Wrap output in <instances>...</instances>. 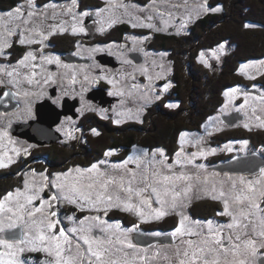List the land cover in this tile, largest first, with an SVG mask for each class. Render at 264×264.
<instances>
[{"label": "flooded vegetation", "instance_id": "af4514ba", "mask_svg": "<svg viewBox=\"0 0 264 264\" xmlns=\"http://www.w3.org/2000/svg\"><path fill=\"white\" fill-rule=\"evenodd\" d=\"M85 7L90 8V11L95 8V6L93 7L91 5ZM89 16L92 17L89 18ZM89 16L85 20H89L90 22H92L91 20H94V22L97 21L93 13ZM157 23L158 27H162L159 21ZM27 36L28 39H40V37L32 38L31 35ZM160 36L168 37L176 35L170 32L163 33L160 30L145 32V29L138 26L133 27L129 22L124 21H117L102 34L95 30L91 32L90 29L79 33L77 36L57 32L56 34L47 36L43 44L36 42L21 45L19 43L20 34L13 35L11 46L4 49L10 58L9 60H0V64L12 65L19 61L25 53L32 51L36 59L30 60L27 63L29 65H36V67L22 66L21 73L18 72L13 77H9L5 72H2L0 77V99H5L7 94L12 96L11 100H6L0 105L2 106L0 116H3L5 126L7 125L6 134L16 143V146L23 147L24 152H26L12 166L20 165V169L28 166V168H36L38 169L36 172H44L47 174V178H49L55 172L66 171L72 167L81 166L84 169L89 168L93 163H98L106 158L108 162L112 161L113 163H117L138 149H146L149 152L163 149L165 153V147L161 144L152 145L151 147L142 144V138L152 130L151 126L156 128L154 121H157L158 117H170L167 111L178 108L182 101L174 91L176 83L172 78L174 65L170 56L171 50L160 46L158 42ZM132 53L140 54L142 61L136 62L131 57ZM67 54L75 55L82 60L69 61L64 58ZM100 54H107L113 57L116 66L102 64L97 58ZM50 56H58L61 63L47 64L46 59H41L42 57ZM260 59H264V57ZM251 60L259 59L241 61L240 65ZM167 62L168 70L166 76L160 77L162 67L159 63H163V67H165ZM64 65H68L69 67H64ZM220 67L214 65L210 70H219ZM109 70L123 73L125 80L127 81L129 79L136 86H128L122 93L115 94L119 93L118 88L120 86L116 84L122 82L121 77L118 78L117 83H114L111 79L103 77L97 78L96 76L107 74ZM33 72L36 73L35 76H32ZM253 72H256L252 76L253 78L248 77V79L245 75L240 74L243 80L234 84L236 85L235 88H239L238 92L240 94L246 93L262 96L264 92V67L257 66ZM238 73L240 72L238 71ZM133 74L134 76L136 75L135 80L132 79ZM73 77L75 78V83L72 82ZM29 78L32 79L31 83H29ZM46 80L47 82L45 83ZM109 81H112V83H109ZM165 85L168 87L165 88ZM254 85L255 87H253ZM122 100L125 101L124 104H122ZM44 101L50 102L59 109L62 108L64 102L74 101L76 103L74 110L75 116L72 113L61 115L57 119V122L53 124L52 129L54 132L51 138L58 136V139L52 143L40 145L25 136L14 134L11 131V126L17 123H31L34 121L36 119L35 106ZM12 104L16 105V107L14 109H8ZM170 104L174 105V107H169L168 105ZM187 104L192 105L190 95H187ZM261 104L263 105L261 111L254 109L253 112L245 113L240 109L232 110L233 112L237 111L241 114L243 119L233 124L223 120L224 130H219L220 132L218 133L232 132L239 129L250 132L251 134L257 131L264 132V102ZM117 111H121L124 116H119ZM117 120L120 122L116 123L115 121ZM245 124L248 125L247 128L244 127ZM111 127L119 135L126 137L132 135V140L124 139V142L119 143V147H111L107 144H96L102 132L109 131L108 129ZM92 129H96L99 134L94 135ZM190 131L187 129L180 131L176 141L178 144L177 148L180 145L181 133H189ZM194 131L198 133L200 132V128ZM134 136H136V139H134ZM252 136L247 137L244 135L243 137L242 135L214 144V146L230 145L231 151L224 147L219 152L214 153V155H209L206 159L208 160V168L213 169L214 172L217 171L226 181H228V176L232 178L239 176L254 178L258 176L259 171L251 174L247 172L232 173L215 169L218 163L232 156L250 153H259L264 156V140H259L255 146L253 138L251 140ZM243 141H247V143L244 144L242 143ZM196 144L190 142L188 145L196 147ZM102 146L103 148H101ZM97 147L100 149H97ZM51 149L53 151L57 150L56 152L58 153L67 151L70 154L69 160L59 163H62L61 165H67L66 167L55 168L56 165H54L52 156L49 153ZM109 150H112V154L105 156V152ZM122 153L124 154L122 155ZM176 153L177 149L173 152L172 156L165 154L168 156V159H171ZM215 157H219V159L213 163L211 159ZM110 165V163L100 164V169L109 171ZM261 168H264V166ZM160 169H163V171L168 170L166 163L163 166L160 165ZM176 169L187 174L192 171L188 166H178ZM186 183L183 181L178 182L177 187L182 189L186 186ZM224 183L218 180L211 184L207 192H189L186 197L178 198V207L175 210L170 208L172 200L171 194L165 195L163 185L160 184L159 186L157 184L158 186L155 187L161 192L162 199L167 201L164 207L168 209V215H165L159 220L151 219L148 222H141L134 211H121L118 207H111L106 214L104 213L105 220L109 221V223L119 222L121 230L132 229L133 225H138L136 230L127 233L128 239L137 245L139 249H147V259L152 264H175L176 257L174 250L176 247L182 246L181 238L177 237L174 239L171 235L178 226L180 219V216L176 213L182 212L183 215L189 217V221H187L189 224L194 221L206 222L210 219L214 222L220 221L221 224L229 222L230 218L228 216L217 215L218 212L223 211L222 201L211 198L212 195L218 194L222 184L225 187ZM214 186L216 189L215 193L213 192ZM147 190L148 192L142 193L143 198L152 201V208L160 207L156 202L155 194L151 192L150 188ZM140 199L139 197V202H137L138 199H130L128 202L134 205H140ZM201 203H204L203 205L206 206V209L208 208L210 210L209 213H206L203 205H200L202 209H195ZM260 205L264 209V201H261ZM142 207L146 212L149 211L147 205H142ZM61 209L63 214L72 215L77 219H81L90 214L103 215V211H97L98 214L91 211L89 214V212L77 209L76 207L74 208L73 206L66 207L63 205ZM71 209H73L72 212ZM112 213H118L121 215V218L118 215L114 217ZM156 233H159V235H156ZM91 234L95 237H103L106 233L101 232V228L94 227ZM137 234L151 236L154 238V241L148 245L139 243L136 239ZM188 238L190 237H184V239ZM124 247L127 249L126 245ZM260 251L264 253V249ZM141 253L137 252V254ZM263 263L264 255H261L257 258V264Z\"/></svg>", "mask_w": 264, "mask_h": 264}, {"label": "snow or ice", "instance_id": "6c2138e0", "mask_svg": "<svg viewBox=\"0 0 264 264\" xmlns=\"http://www.w3.org/2000/svg\"><path fill=\"white\" fill-rule=\"evenodd\" d=\"M154 2V0H153ZM111 5V0H109V6ZM121 7H126L125 5H120ZM27 7V18L24 15V9ZM45 10L52 8L55 10L58 6L56 4L45 5ZM78 7V0H71L70 6L66 7V12L72 15L73 21H76V14H73V8ZM202 11H220L221 8L217 7L214 9H208L206 5L199 6ZM36 5L34 0H27V4L17 5L14 9L9 10L6 13L8 20L11 21H22L25 25L31 22L33 17L36 15L34 9ZM106 9H98V13L104 12ZM199 12H197V15ZM82 15H87V12L82 13ZM4 19L3 15H0V21ZM115 22V21H113ZM133 24V27H136ZM151 28V24L139 25ZM253 25L246 24L245 27H252ZM103 29H101L102 31ZM26 31H29L26 29ZM66 31L64 28H60V34ZM82 27L72 28V34L75 35L77 32H83ZM16 34V30L13 29L7 32L8 37H12ZM39 40L26 39L25 32H20L19 43L32 44L43 42L47 39V36L42 32L38 31ZM55 34L54 30H50L48 35ZM6 39L0 40V55H4V49L10 47ZM221 48L223 45L220 46ZM215 54V53H213ZM203 52L201 53V59H203ZM36 56L32 51H28L25 55L18 61V65L25 67L35 68L36 65H29L27 62L30 60H35ZM48 63L60 64V58L58 56L44 57ZM64 67H69L64 65ZM249 65L242 64L239 71L241 73L245 72V69ZM0 72H5L9 77H13L18 74L16 69L13 68L12 71H7V69L0 65ZM36 73L33 72L32 76ZM253 78V77H249ZM87 79V77H85ZM32 79L29 78V83ZM47 80L45 81V83ZM75 83V78L72 80ZM112 83V81H109ZM168 86L165 85V88ZM255 87V85L253 86ZM239 88L229 89L224 93L226 97H230L237 93ZM120 94V93H115ZM27 95V93H26ZM247 97V94L245 93ZM261 102H264V96L260 97ZM247 98L245 99V104H247ZM169 107H174V105H168ZM243 107V105L241 106ZM213 119V118H209ZM119 123L120 121H115ZM244 127H248L247 124ZM94 135L99 133L96 129H92ZM6 135V133H3ZM186 133H181L180 143L181 145L185 142ZM242 143L246 144L247 141ZM227 150L231 151L230 145H225ZM16 151V150H14ZM183 148L181 147V152ZM215 149L211 150L214 154ZM164 157L165 153L163 149H157L155 152L151 153L152 161L150 163H157L155 157ZM112 150L105 152V156H110ZM180 152L176 155L180 156ZM209 153L198 152L192 153L191 157L194 158L197 155L205 156ZM148 153L145 152L143 156H129L121 164L113 165V170H123L122 174L119 176L109 174L106 171L100 170V164H106L107 161H100L98 163H93L88 169L81 170L80 168L75 169L76 173L79 174V179H84L85 177L89 181L86 185L77 186L76 183H67V175H65V182L52 183V187L58 190L54 192L48 200H44L40 197V192L43 188L49 186V183L43 184L39 189L33 191L29 194V185L25 181V191L21 192L20 189L15 190V195L12 192H8L3 199H0V213L5 212L6 204L10 201H14L13 206L7 207V213L10 215L6 217H0V248L5 249V251H0V264H27L26 261L20 259V255L27 251H42L46 254V259L41 261L40 264H135V258L133 260L128 259V252L125 250V245L127 249H133L137 252L147 253V249H139L130 239H128L127 233L138 228V225H133L132 229H120V223L116 222L115 228L121 230L123 239L120 236H115V240L110 236L108 239H103L101 237L91 236L90 233L92 228L100 227L101 232H108L109 229L113 228L112 224H107L106 221L101 220L99 216L96 217H84L80 221V227H73L67 231L63 227H58L60 221L55 219L57 213L51 211L52 202L59 201L61 198L66 200L70 204H77V206L84 210V204L89 206V210L101 211L104 210L105 214L111 207H118L121 211H134L141 222H148L151 219L159 220L165 215L169 214L168 209L164 206L167 203L166 200L162 199V194L157 187L153 184L148 183L149 177L147 173V166H145V173H138L136 171L127 168L129 163H135L137 168L141 167L142 161L148 157ZM14 161L11 157H8V164ZM161 166L164 165V161L161 160ZM181 160L177 159L176 164H181ZM187 163H192V159H188ZM5 164L3 157H0V168H5L8 166ZM172 165H167L168 169H172ZM204 165H199V168L203 169ZM72 170H69L71 173ZM44 181H47V176H43ZM227 176V174H225ZM260 179L257 180H245L244 176H239L237 180H234L231 176H228V181L230 182L227 189L224 185L218 194L211 196L213 200L222 201L223 211L217 213L218 216H228L230 218L227 223L214 222L213 220H208L206 222L194 221L192 222L199 231H194L193 226L189 225V217L183 215L182 212H177L176 214L180 216L178 226L171 233L172 237L175 239L177 237L181 238V247H176L174 250V255L176 257L175 264H257V258L264 253L260 250L264 249V209L260 207V201H264V168L259 170ZM151 176L155 183H161L163 185L164 194H171L172 200L170 208L175 210L178 207V198L186 197L187 194L192 190L193 185L191 181L193 177L185 172H180L179 174L173 175H163L158 170L153 169ZM196 179H199L197 177ZM207 180V177H205ZM187 182L186 186L182 189L177 187L178 182ZM143 183L144 187H139L138 185ZM119 185L124 192L129 194V200L132 196L140 197V205H134L130 202L119 203V197H116L117 203H113V197L106 195L109 185ZM97 185H99V190H97ZM151 189V192L156 196V202L160 205L158 208H152V201L143 198L142 193L147 189ZM95 192V199H93V193ZM213 192H216L215 186L213 187ZM21 197H23V202H21ZM40 199V205L34 206L33 202ZM83 202V203H81ZM231 202V203H230ZM142 205H147L149 211H145ZM28 206H32L29 210ZM232 206H235L233 208ZM47 209V211H46ZM39 214V216H37ZM260 214V215H258ZM72 220L73 217H68ZM99 221L97 225L89 224L84 227L85 221L88 220ZM20 222L23 225L24 230L20 233L18 237H12L11 239L4 238L5 229L15 228L17 223ZM106 227H102L103 225ZM204 224L207 226V232L205 234ZM35 233V234H33ZM75 233L77 242L75 244L76 252L73 253V236L71 234ZM115 235V234H113ZM159 235V233H156ZM196 237V239H184V237ZM83 241L84 245H87L86 252L81 254V243ZM119 245V247L117 246ZM117 254H122L121 258L116 257ZM167 259V257H165ZM141 260H145V256L139 257Z\"/></svg>", "mask_w": 264, "mask_h": 264}, {"label": "rangeland", "instance_id": "374dc122", "mask_svg": "<svg viewBox=\"0 0 264 264\" xmlns=\"http://www.w3.org/2000/svg\"><path fill=\"white\" fill-rule=\"evenodd\" d=\"M143 1L144 3H141L138 0H111V5L109 6V0H78V7H74L72 10L73 14H76V17H77L76 21H73L72 15H69L66 12V7L70 6L71 0H34V3L36 5V8L34 9V11L36 12V15L33 17L30 23L25 25L22 21H11L10 22L8 20V17L6 16V13L9 10L14 9L17 5L27 4V0H18L14 7L7 9V10H2V11L0 10V15L4 16V19L0 21V40L6 39L8 43L11 45L13 36L8 37L7 32L13 29L16 30V34H20V32L22 31L25 32L26 39H28L27 35H31L32 38L39 37V35L37 34L38 31H42L46 36H50L48 35V32L50 30H54L55 34L57 32L60 33L59 32L60 28L66 29V31L64 32L65 34L74 36L72 34V28L74 25L78 28L82 27L84 31H88V29H90L91 32H94L95 30L99 32L100 34H102L105 31H107L109 27L114 25L117 21L129 22L131 25L136 24L138 27L145 29V32H149L152 30L153 31L160 30L163 33L170 32L171 34H175L177 36V35L186 33L188 31V27L190 26V24H192L196 19H198L199 17L203 16L204 14L208 12H213L210 10L206 12L202 11L199 7L200 5H206L208 9L217 8L215 6L210 5L208 0H154V2L153 0H143ZM48 4H56L58 7L55 10H53L52 8H48L47 10H45L44 6ZM87 5H91L93 7L95 6V8H93L92 11H90V8L85 7ZM120 5H125L126 7H121ZM101 8H105L106 10L102 13H98V9H101ZM28 10L29 9L25 7L24 9L25 18H27ZM85 12H87V15H82V13H85ZM197 12H199L198 15H197ZM91 13H93L94 18L97 19L96 22H94V20H91L92 22H90L89 20H85L87 16H89ZM158 21L161 23L162 27H158V23H157ZM142 24L143 25L151 24L152 27L149 28L146 26H139ZM26 29H28L29 31H26ZM101 29L103 30L101 31ZM83 32H77L75 35L77 36L79 33H83ZM221 45H223L222 48L220 47ZM227 50H228V47L226 43L224 42L219 43L213 46V48L211 49H200L197 53L196 59L204 67H207V69H212L214 65H218V66L222 65L223 57H224V54L227 52ZM202 52L204 54L203 59H201ZM9 58L10 57L8 56L7 52L4 55H0V60L2 59L9 60ZM41 59H44V57H42ZM159 64L162 67L160 71V77H165L166 72L168 70V66H167L168 62L166 63L165 67H163V63H159ZM244 64L249 65V67L245 69L244 73H241L238 70L240 72L239 75L240 74L245 75V77L248 79V77H252L255 75L257 71L256 72H253V71L256 70L257 66L264 67V59L251 60ZM0 65L4 66L6 69H8V71H12L13 68H15L17 73L22 72L21 71L22 66L18 65V61L12 65L8 64L9 66H7L5 63H2ZM241 65H239L238 67L239 69ZM1 73L2 72H0V77H1ZM96 76L97 78L103 77L106 79H111L114 81V83H117L118 78L121 77L122 82H120V84H116L120 86L118 88L119 93L120 92L122 93V91L126 89V87L128 86H136V84L134 82H130L129 79L126 81L124 78L125 76H123V73L118 72V71L109 70V73L107 74L96 75ZM241 78L243 80V77ZM132 79L135 80L136 75L134 76L133 74ZM0 83H1V79H0ZM235 87L236 85L231 86L230 88H226V90L223 91L222 101L220 102V104H218L216 107L213 108L211 114L201 124L200 132L197 133V131H194V130L190 131L189 133L185 132L187 134V136L185 137V142L183 145H181L180 143V145L177 148V153L178 152L181 153L179 157H177L176 155L177 153H176L173 158L168 159V156L165 154V157L167 158L165 160L164 157L159 156V154L157 153L155 157V161L157 163H150V161H152L153 159L151 156V153L153 152H149L146 149H138L136 151L131 152L128 155V157L129 156H143L145 152L149 154L148 157L145 158L144 161H142L141 167L137 168V165L135 163H129L127 165V168L130 169L131 167H133L130 170H133L136 172L138 171V173H145V166H147L146 174L149 177L148 182L152 183L153 186H158L157 184H159L160 186L161 183H155L151 176V172L153 169L158 170L163 175H173V174H179L180 172H182L180 170H177L176 167L178 166L187 167L188 166V168L192 170L189 173V175L193 177V180L191 181L193 188L190 192L192 193L193 192H207L211 184H213L214 182L218 180L225 182L224 183L225 189H227L230 182L223 179L222 175L217 173V171L214 172L213 169H209L208 168L209 166L207 163L208 160H206L209 157V155L213 154L211 153L212 149H215L214 153H217L221 149H223L226 144H224V146L222 145L214 146L215 143L211 141L210 135L213 133L218 134V132L224 130V124H223L224 121L222 119L224 115H228L237 109H240L242 110V112H245V113L253 112L254 109L261 111L263 107V105L261 104L262 102L260 100L261 96H256L254 94H247V97H246L245 94H240L239 92L235 93L234 95L230 97H226L224 95L226 91H228L229 89L235 88ZM262 96H264V92ZM246 98L248 101L247 104H245ZM121 102L122 104L125 103L124 100H122ZM242 105L243 107H241ZM117 112L119 116L121 117L124 116V114L121 113V111H117ZM209 118H213V119H209ZM3 119H4L3 116H0V157H3L5 164H8V157H11V159L14 162H16L26 152H24L23 147L16 146L15 145L16 143L12 141L8 137L7 134L3 135V133H6V128H7V125L5 126V121ZM190 142H192V144H196L197 142L198 143L195 145L196 147H193L191 145H188ZM181 147L183 148L182 152H181ZM201 151L209 153V154L205 156L197 155L194 158L191 157L192 153H198ZM127 158H125L124 160H126ZM177 159L181 160L182 163L176 164ZM188 159H192V163L190 164L187 163ZM124 160L117 162V163H113L112 161L108 162V159L106 158L102 161H107V163L111 164L110 170L109 171L106 170V172L112 175L119 176L120 174H122L123 170L122 169L118 171L113 170L112 166L121 164ZM161 160L164 161V164L166 163V166L171 164L173 166L172 169L167 168L168 170H165V171H163V169H160V163L158 162ZM14 162L11 164H8L7 167L12 166ZM201 164L205 166L203 169L199 168V165ZM28 167L24 168L20 172V174L22 175V181L20 185L11 187L10 189L6 190L0 199H3L8 192H12L15 195L16 189H20L21 192H24L25 191V181H27L29 185V189H28L29 194L39 189L43 184L51 182L49 183L48 187L43 188V191L40 192V197L43 198L44 200H48V198L54 192H58L57 189L52 187V183L65 182V175H67V183L69 184L76 183L77 186H80V185H86L89 182L86 177L84 179H79V174L76 173L75 169L80 168L81 170H83L84 168H82L81 166L70 168L72 170L71 173H69L70 169L66 171H62V172H55L54 174L49 176L47 181H44L41 175L43 174V176H47L46 173L36 172L38 169L28 168ZM100 170L104 171L102 169ZM197 177H199V179H196ZM205 177H207V180H205ZM237 178H233V179L237 180V183H239ZM257 179H260V175L254 178H245V180H257ZM138 186L144 187V184L141 183ZM97 190H99V185H97ZM146 192H148V190H146L144 193ZM106 195H110L113 197L114 204L117 203V200H116L117 196L119 197V203L128 202L129 200V194L124 192L123 189L120 188L118 184L109 185ZM133 197L135 196H132L131 199H138L137 202H139V197H135V198ZM92 198L95 199V192L93 193ZM20 199H21V202H23V197H21ZM13 204H14V201L8 202L5 207V212L0 213V217H6L10 215V213H7V207L13 206ZM33 205L39 206L40 199L38 198L36 201H34ZM63 205H65L66 207L73 206L74 208L76 207L77 209H80V208L77 206V204H70L63 198H61L59 201L52 202L51 211H55L57 213V217L55 219H58L60 221V224L58 225V227H63L65 228L66 231L73 227L79 228L80 221L84 217L99 216V215L90 214L91 211L95 212V214H98V213L95 210H89V206L87 204H84L83 205L84 210L89 212L90 215H86L82 217L81 219H77L76 217L72 215L63 214L61 211L62 210L61 207ZM28 207L30 210L32 206H28ZM232 207L235 208V206H232ZM260 207L262 206L260 205ZM101 211H103L102 212L103 215H100L99 217L101 218V220L106 221L105 220L106 218L104 216L105 211L104 210H101ZM260 214H264V213H260ZM37 216H39V214H37ZM68 217H73V219L70 220L68 219ZM106 222L107 224H112L113 228L109 229L108 232H105L106 234L103 237L101 236H97V237L108 239L111 236L112 239L115 240V236L118 235L121 238H123L121 230H117L115 228L116 223H112V222L109 223V221H106ZM99 223H100L99 221L96 222L95 220L90 219L88 221H85L84 227H87L89 224L97 225ZM219 223L221 222L219 221ZM189 225L193 226L194 231L200 230L196 228L195 225H193V223L191 222ZM18 226L21 227V232H22L24 230L23 225L20 222H18L16 227ZM106 226L107 225L105 224L102 227H106ZM11 229H14V228H11ZM6 230H9V229L6 228L5 231ZM204 231L206 234L207 232L206 224H204ZM71 235L73 236V241H72L73 242V253L75 254L76 252L75 244L77 242V238H76L75 233ZM90 235L93 236L91 233ZM190 238L196 239V237H190ZM80 243H81L80 252L81 254H84L86 252L87 245H84L82 240L80 241ZM117 246L119 247V245ZM125 250L128 252L129 260H133L135 258V264H152V262L149 261V259H147L148 257L147 253L137 254L136 250H128V249H125ZM0 251H5V249L0 248ZM38 253L41 255L42 260L41 258L38 259L34 256V254H38ZM141 256H145L146 259L145 260L139 259V257ZM113 258L122 259L123 257H122V254H117V256ZM20 259L23 261H26L27 264H40L41 261H44L46 259V254L42 251H27L26 250L24 253L20 255Z\"/></svg>", "mask_w": 264, "mask_h": 264}, {"label": "trees", "instance_id": "16d2710c", "mask_svg": "<svg viewBox=\"0 0 264 264\" xmlns=\"http://www.w3.org/2000/svg\"><path fill=\"white\" fill-rule=\"evenodd\" d=\"M17 1L0 0V10L14 7ZM138 1L144 3L143 0ZM208 2L212 6L220 7L221 10L208 12L199 17L190 24L186 33L160 36L158 39L161 47L171 50L170 56L174 65L172 78L176 83L174 91L182 101L178 108L167 111L170 117H158V120L154 121L156 128L151 126L152 130L143 136L142 144L149 147L161 144L168 156H172L177 149L176 141L180 131L199 129L213 108L222 101L223 91L242 80L238 73L240 62L264 57V0H208ZM246 24L253 26L245 27ZM223 42L227 44L228 50L224 54L219 70L211 71L196 59L200 49H211ZM187 95H190L192 105L187 104ZM108 130L102 132L96 144L119 147V143L124 142V139L132 140V135L127 137L119 135L114 132L113 127ZM242 135L243 137L253 135L251 140L253 138L255 145L259 140H264L263 131L251 134L239 129L213 134L211 141L216 144ZM134 137L136 139V136ZM56 151L53 149L49 151L55 168L66 167L67 165L61 164L70 159V154L67 151L64 153ZM218 159L219 157H215L211 160L215 163ZM22 170L20 165L0 168V198L6 190L20 185ZM203 204H198L195 209H202L200 205ZM203 207L206 213L210 212L205 205ZM112 215L121 218L118 213ZM34 256L41 258L39 253Z\"/></svg>", "mask_w": 264, "mask_h": 264}, {"label": "water", "instance_id": "95a60500", "mask_svg": "<svg viewBox=\"0 0 264 264\" xmlns=\"http://www.w3.org/2000/svg\"><path fill=\"white\" fill-rule=\"evenodd\" d=\"M92 17V16H91ZM90 17V18H91ZM131 57L136 62H141L142 57L138 53H132ZM65 59L69 61H80L82 59L76 57L75 55L67 54ZM97 58L101 61L102 64L116 66L115 59L107 54H100ZM12 96L7 94L5 99H0V105L6 100H11ZM16 105L12 104L8 109H14ZM75 107L76 103L74 101L64 102L62 108L59 109L53 106L50 102L44 101L38 103L35 106V115L36 119L31 123H17L11 126V131L14 134H19L25 136L31 141L36 142L37 144H46L52 143L54 140L58 139V136L51 138L52 133L54 132L52 126L57 122V119L61 115H66L67 113H72L75 116ZM2 106H0V110ZM224 121H227L230 124L236 123L239 120L243 119V116L237 111L232 112L228 115L222 117ZM264 166V156L259 153H250L246 155H236L229 157L225 161L218 163L215 166V169L219 171H228L232 173L238 172H247V173H257L261 167ZM21 233V227L18 226L14 229H9L4 232V236L7 239L12 237H18ZM137 242L144 243L146 245L152 243L154 238L147 235L137 234ZM264 264V263H263Z\"/></svg>", "mask_w": 264, "mask_h": 264}, {"label": "bare ground", "instance_id": "6f19581e", "mask_svg": "<svg viewBox=\"0 0 264 264\" xmlns=\"http://www.w3.org/2000/svg\"><path fill=\"white\" fill-rule=\"evenodd\" d=\"M256 146V145H255Z\"/></svg>", "mask_w": 264, "mask_h": 264}]
</instances>
